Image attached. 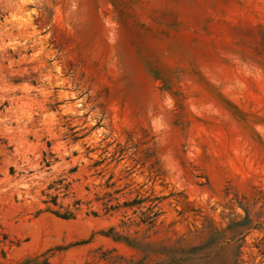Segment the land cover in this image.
<instances>
[{
    "label": "rangeland",
    "instance_id": "obj_1",
    "mask_svg": "<svg viewBox=\"0 0 264 264\" xmlns=\"http://www.w3.org/2000/svg\"><path fill=\"white\" fill-rule=\"evenodd\" d=\"M169 262L264 264V0H0V264Z\"/></svg>",
    "mask_w": 264,
    "mask_h": 264
},
{
    "label": "trees",
    "instance_id": "obj_2",
    "mask_svg": "<svg viewBox=\"0 0 264 264\" xmlns=\"http://www.w3.org/2000/svg\"><path fill=\"white\" fill-rule=\"evenodd\" d=\"M55 214L56 215H58V216H60V217H62V218H71V217H73L74 215H73V213L71 212V211H66V212H55ZM154 215H156V214H154ZM240 252V251H239ZM187 260H189V259H191V258H186ZM161 264V263H160ZM167 264H171L170 262L169 263H167ZM236 264V263H235Z\"/></svg>",
    "mask_w": 264,
    "mask_h": 264
}]
</instances>
